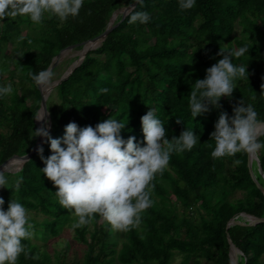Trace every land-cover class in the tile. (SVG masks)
<instances>
[{"label":"trees","instance_id":"trees-1","mask_svg":"<svg viewBox=\"0 0 264 264\" xmlns=\"http://www.w3.org/2000/svg\"><path fill=\"white\" fill-rule=\"evenodd\" d=\"M133 1L84 0L79 15L64 22L47 14L39 25L22 16L0 20V87L10 82L13 88L0 97V163L29 152L38 138L33 134L41 91L29 74L47 69L62 48L103 32L113 13ZM135 11H147L150 21L130 24ZM116 22L49 93L51 136L62 137L69 122L95 127L112 118L125 124V140L135 136L143 146L141 117L152 108L164 123L167 139L188 129L199 140L191 150L173 152L167 168L156 174L153 205L142 214L139 227L113 231L94 214L89 224L73 228V237L85 245L79 259L68 258L69 241L61 249H49L51 239L77 218L59 204L57 188L41 171L45 164L37 151L20 169L3 171L8 180L7 187H0L4 210L12 198L17 200L34 226L32 237L22 241L24 252L17 264H200L201 259L231 264L227 232L242 251L240 264H264V221L226 227L233 216L243 219L241 212L264 216V193L249 173L248 153L213 159L215 142L210 137L220 113L231 117L240 100L264 121V0H196L191 9H181L179 0H143L124 17L118 12ZM244 46L248 51L232 62L244 65L248 78L235 81L232 96L221 97L220 108L209 105L208 112L193 118L192 84L222 58L217 55L221 47ZM259 139L264 142V133ZM42 147L45 158L52 154L47 139ZM256 154L264 172V149ZM253 169L264 184L256 160ZM19 177L23 182L17 191ZM235 191L243 195L235 196ZM176 255L181 261L174 260Z\"/></svg>","mask_w":264,"mask_h":264},{"label":"clouds","instance_id":"clouds-1","mask_svg":"<svg viewBox=\"0 0 264 264\" xmlns=\"http://www.w3.org/2000/svg\"><path fill=\"white\" fill-rule=\"evenodd\" d=\"M137 2L143 4V0ZM195 2L179 0V6L191 9ZM83 4L84 0H0V20L22 16L39 25L47 14L48 18L55 16L64 22L70 16L77 17ZM150 19L147 11H135L128 22L144 24ZM247 51V46L238 50L220 48L217 55L222 58L206 69L205 78L196 79L191 86L189 107L193 118L208 112L209 105L220 108L221 97L232 96L235 81L248 78L246 67L232 62L233 57H241ZM29 75L42 86L54 73L44 69ZM12 92L11 84L0 87V97ZM44 115L42 111L36 119L42 120ZM141 124L143 146L136 142L135 136L125 140L121 136L125 124L112 118L95 127H80L76 122H69L64 135L59 138L51 136L50 125L34 130L33 137H45L50 144L52 154L47 158L43 155V147L37 148V154L45 164L41 171L57 188L55 195L59 204L73 211L77 218L72 225L74 229L89 224L94 214H99L113 231L126 232L139 227L142 214L153 205L151 190L156 174L167 168L173 152L191 150L199 140V136L188 129L178 137L167 139L164 123L152 108L141 117ZM260 129H264V121L258 119L251 104L245 105L240 100L233 106L231 117L227 112L220 113L215 131L210 134L215 142L211 157L258 153L264 149V142L259 139ZM22 182L23 177L17 178L15 190H19ZM7 184L6 176L0 171V187H7ZM4 203L0 197V264H17L24 252L22 241L32 237L34 226L22 203L12 198L6 211Z\"/></svg>","mask_w":264,"mask_h":264},{"label":"water","instance_id":"water-1","mask_svg":"<svg viewBox=\"0 0 264 264\" xmlns=\"http://www.w3.org/2000/svg\"><path fill=\"white\" fill-rule=\"evenodd\" d=\"M137 0H134L133 2L119 8L117 11H115L107 25V27L105 28V30L99 34H97L96 36L84 40L81 43H74L71 45H68L67 47L62 48L52 59L51 63L49 64L47 69H53L56 64L63 58V56L67 53L68 50H70L71 48H74L76 46H78V44H82V50L81 53L79 54L78 58L76 59L75 62H73L69 68L58 78L56 79L52 84H50L49 86L45 87L44 85H39L40 91H41V101H40V107L37 111V114L35 117H38L42 111L45 112L44 118L42 120H37L35 118L36 124L39 127L44 126V127H48L49 125H51V118H50V113L49 110L47 108V97L49 95V93L51 92V90L54 88V86L60 82L62 79L66 78L69 73L81 62V60L84 58L86 52L91 49V48H95L96 46H98L101 41L104 40V38L107 36V34L109 33V31L118 24V22H116L115 24H113V21L116 17V15L118 14V12H123V17L128 14L136 5H137ZM260 133H264V129H260L259 130ZM46 141L45 137H39L36 140V143L34 145V147L27 153L25 154H15L10 156L9 158H7L6 160H4L2 163H0V171H15L21 168L22 164L24 163V161L28 160L32 154L37 151V148L42 146V144ZM256 160L257 165H258V171L261 173L263 179H264V172L260 166L259 163V158L257 156V154H248V159H247V166H248V170L249 173L252 177V179L254 180V182L256 183V185L260 188L261 192L264 193V184L260 183V181L257 179L254 169H253V161ZM13 163H17V168H13V166L11 164ZM242 216L244 217L243 219H239L236 216H233L231 218H229V220L227 221L226 227H229L232 224H255L257 222L260 221H264V216L262 217H258L255 216L251 213H247V212H241ZM227 239L229 242V256H230V263L231 264H240L239 263V254L242 253V251L238 248V246L233 242L230 233L227 232Z\"/></svg>","mask_w":264,"mask_h":264},{"label":"rangeland","instance_id":"rangeland-1","mask_svg":"<svg viewBox=\"0 0 264 264\" xmlns=\"http://www.w3.org/2000/svg\"><path fill=\"white\" fill-rule=\"evenodd\" d=\"M118 10V9H117ZM116 10V11H117ZM25 27L24 30H29V27L23 22V26ZM239 30L236 32V34H238ZM23 35V34H20ZM81 48H71L70 50L67 51V53L63 56V58L59 61V62H64L60 68H58L54 75L52 76L51 80L46 83L45 87L49 86L50 84H52L58 77L59 73H64L69 66L76 61V59L74 58L75 56L79 55L81 53ZM66 60V61H65ZM8 84H10V82H8ZM17 168V165H14L13 168ZM235 196H242L243 192L241 191H235ZM37 219L41 218L42 215H35ZM73 227L72 226H66L64 228V230L57 236L53 237L51 239V243L49 246L50 251L53 252V250L55 248L57 249H61L66 241L70 242V246L68 249V258L70 259H79L82 257L83 252L85 250V245L80 242L79 240H77L76 238L73 237ZM174 260L176 262L181 261V256L180 255H176ZM200 264H211L208 260L206 259H201Z\"/></svg>","mask_w":264,"mask_h":264},{"label":"bare ground","instance_id":"bare-ground-1","mask_svg":"<svg viewBox=\"0 0 264 264\" xmlns=\"http://www.w3.org/2000/svg\"><path fill=\"white\" fill-rule=\"evenodd\" d=\"M46 85V84H45ZM12 166H14V165H18L17 163H13V164H11Z\"/></svg>","mask_w":264,"mask_h":264}]
</instances>
